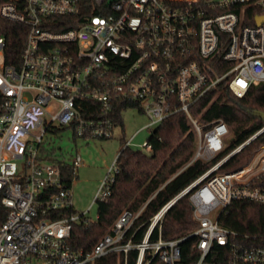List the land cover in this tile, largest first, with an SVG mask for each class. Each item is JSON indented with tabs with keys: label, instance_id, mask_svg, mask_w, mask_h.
Returning <instances> with one entry per match:
<instances>
[{
	"label": "built area",
	"instance_id": "1",
	"mask_svg": "<svg viewBox=\"0 0 264 264\" xmlns=\"http://www.w3.org/2000/svg\"><path fill=\"white\" fill-rule=\"evenodd\" d=\"M93 1L99 14L56 30L58 18L80 14L81 0H0V21L26 33L17 63H9L13 43L0 33V264H93L115 252L126 257L132 249L140 251L138 264L147 251L178 264L185 239L151 237L185 195L198 224L192 235L198 264L216 243L228 249L229 264H264L263 245L219 224L234 201L264 206V144L247 165L218 174L264 136V125L166 204L140 245L124 241L142 210H126L91 250L72 248L73 227L93 222L87 218L92 207L75 213L61 165L41 160L38 147L25 141L35 130L43 129L38 146L53 125L71 128L79 139H111V114L127 101L151 120L147 129L185 114L195 134L193 161L209 162L231 145V132L223 120L205 124L192 108L221 85L239 99L252 86H264V22H257L264 17V0ZM131 145L132 140L125 147ZM143 146L152 149L149 141ZM81 164L78 155L75 174ZM109 170L93 204L111 197L117 159Z\"/></svg>",
	"mask_w": 264,
	"mask_h": 264
},
{
	"label": "trees",
	"instance_id": "2",
	"mask_svg": "<svg viewBox=\"0 0 264 264\" xmlns=\"http://www.w3.org/2000/svg\"><path fill=\"white\" fill-rule=\"evenodd\" d=\"M99 14L93 0H81V12L75 18H58L53 29L67 30L77 27L86 17ZM6 34L13 43L9 53V63L19 62L24 47L26 33L21 26L0 21ZM255 25L254 21L246 23ZM136 106L131 102H120L111 114L115 124L123 125V112ZM192 114L205 124L223 120L229 127L234 139L231 145L212 161H193L196 152L195 134L183 113L173 115L152 131L149 142L151 154L125 147L117 158L119 173L111 185V197L107 202L98 203V221L90 224H75L71 246L75 250H91L99 240L108 234L126 210L138 213L142 210L134 226L128 232L124 243L140 245L145 240L151 219L169 202L178 197L201 175L227 156L235 147L256 133L264 125V86H252L248 94L239 99L221 85L199 101ZM264 144V136L254 141L241 154L223 165L218 174L233 172L247 165ZM45 161V158H41ZM53 160V159H50ZM67 186H73L76 174L73 165L59 162ZM74 212V211H73ZM219 224L235 231L239 239L248 243L264 246V206L247 201L232 202L221 214ZM198 224L194 219L190 195L180 198L168 211L161 230L157 227L151 237L156 241L161 233L164 240H182L181 260L178 264H198L201 254L197 240L192 236ZM255 239V240H254ZM143 264H166L152 252L145 253ZM140 251L130 250L111 253L93 264H138ZM228 249L214 245L205 262L229 264Z\"/></svg>",
	"mask_w": 264,
	"mask_h": 264
},
{
	"label": "rangeland",
	"instance_id": "3",
	"mask_svg": "<svg viewBox=\"0 0 264 264\" xmlns=\"http://www.w3.org/2000/svg\"><path fill=\"white\" fill-rule=\"evenodd\" d=\"M150 121L147 115L140 110V106L136 105L123 112V125L115 124L114 137L111 139H79L75 137L71 128L53 125L45 133L39 146L36 143V137L42 134V128L32 132L33 134L25 141L29 147L33 146L35 149L38 147L39 157L45 158V161L49 163L60 164L59 162H62L73 165L74 159L81 155L82 164L77 168L72 186L74 210L76 214L83 215L92 207L87 218L94 222L98 221V204H93L95 197L112 163L127 143L132 140L133 149L151 154V151L143 146L149 141L154 130L147 129ZM233 139V134H230L229 140Z\"/></svg>",
	"mask_w": 264,
	"mask_h": 264
},
{
	"label": "water",
	"instance_id": "4",
	"mask_svg": "<svg viewBox=\"0 0 264 264\" xmlns=\"http://www.w3.org/2000/svg\"><path fill=\"white\" fill-rule=\"evenodd\" d=\"M257 22H258V25H259V24H262V23L264 22V17H259V18L257 19ZM262 116H263V119H264V114H263Z\"/></svg>",
	"mask_w": 264,
	"mask_h": 264
},
{
	"label": "crops",
	"instance_id": "5",
	"mask_svg": "<svg viewBox=\"0 0 264 264\" xmlns=\"http://www.w3.org/2000/svg\"><path fill=\"white\" fill-rule=\"evenodd\" d=\"M117 158H118V155H117ZM117 158H116V159H117ZM116 159H115V160H116ZM115 160H114V161H115ZM113 163H114V162H113ZM113 163H112V164H113Z\"/></svg>",
	"mask_w": 264,
	"mask_h": 264
}]
</instances>
